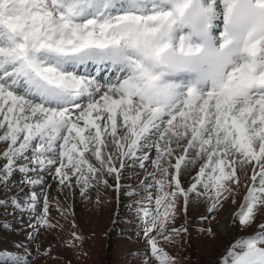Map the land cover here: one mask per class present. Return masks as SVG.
Here are the masks:
<instances>
[{
  "label": "snow or ice",
  "instance_id": "snow-or-ice-1",
  "mask_svg": "<svg viewBox=\"0 0 264 264\" xmlns=\"http://www.w3.org/2000/svg\"><path fill=\"white\" fill-rule=\"evenodd\" d=\"M105 70L114 78L99 79ZM0 145V195L23 194L0 208L29 215V241L58 227L53 207L74 216L45 176L90 200L120 193L131 161L147 173L124 193H147L143 264H179L161 242L190 236L181 212L206 200L200 219L215 220L241 188L231 222L257 230L218 264H264V0H0ZM83 239L72 232L66 246ZM12 247L25 251L0 249V264H31L23 242Z\"/></svg>",
  "mask_w": 264,
  "mask_h": 264
},
{
  "label": "rangeland",
  "instance_id": "rangeland-1",
  "mask_svg": "<svg viewBox=\"0 0 264 264\" xmlns=\"http://www.w3.org/2000/svg\"><path fill=\"white\" fill-rule=\"evenodd\" d=\"M6 145H0V148ZM154 156L155 153L153 152ZM2 163V161H0ZM128 167L124 169L121 184L124 186L120 193L113 188H101L99 194L96 191L91 193V199H84L79 195V190L70 193L58 190L57 182L51 176H45L51 188L48 189L50 197H58L64 207L71 208L73 215L62 216L53 207L50 209L51 219L58 227L53 231L45 232L35 242L27 239L26 233L31 229L27 227L30 219L25 214L20 222V213L15 216L9 215L12 209L0 208V225L9 223L11 230L0 228V249H7L11 252L24 253V249L14 248L15 242H23L32 252L29 257L31 264H143V254L149 250V245L142 231V222L137 216V200H142L147 193L140 192L138 196H128L124 193L133 188L139 189L141 180H144L147 173L138 166H132L133 162L128 161ZM151 170V165H148ZM195 175V169L192 170ZM250 175V170H249ZM22 177L16 176L17 182ZM109 184L114 185L115 180L107 177ZM247 179V178H242ZM250 184V179L247 180ZM183 183L187 186L191 183V176L184 178ZM39 191V188L36 189ZM28 189L25 187V192ZM246 189L241 188L235 197V204L231 198L225 203L223 209L215 214V220L202 221L201 216L208 215L207 201L192 202L189 204L185 217L183 212L178 217L176 227L185 224L189 227L190 236H185L175 244L161 242L172 256L176 257L179 264H218L219 258L225 250L236 240L244 236H250L257 230L256 224L247 229L240 228L239 225H232L227 231L221 227L222 215L226 209L234 208L235 212L243 203ZM14 194H20L19 188H13L11 192L0 195V199L7 198ZM153 194H155L153 190ZM99 195L100 202H97ZM145 203H147L145 201ZM182 201L180 207L182 208ZM115 221V223H113ZM73 222L75 227H73ZM264 222V214L258 217V223ZM211 227L216 233V238H210L200 230ZM76 232L82 236L83 242H77L75 248L66 246V242L71 239V233ZM52 248L51 255H45V249ZM38 249V250H37ZM133 253H141L139 258L133 257ZM150 256V253H149ZM151 264H156L152 260Z\"/></svg>",
  "mask_w": 264,
  "mask_h": 264
},
{
  "label": "bare ground",
  "instance_id": "bare-ground-1",
  "mask_svg": "<svg viewBox=\"0 0 264 264\" xmlns=\"http://www.w3.org/2000/svg\"><path fill=\"white\" fill-rule=\"evenodd\" d=\"M114 75H115L114 73H109L108 71H106L104 78H105V80L106 79H113ZM2 163H3V161H2ZM234 212H235L234 208L226 209L223 212L222 221H221L220 225L225 231H227L229 229V227L232 225L231 217H232Z\"/></svg>",
  "mask_w": 264,
  "mask_h": 264
}]
</instances>
